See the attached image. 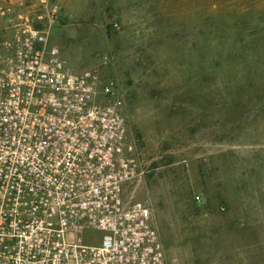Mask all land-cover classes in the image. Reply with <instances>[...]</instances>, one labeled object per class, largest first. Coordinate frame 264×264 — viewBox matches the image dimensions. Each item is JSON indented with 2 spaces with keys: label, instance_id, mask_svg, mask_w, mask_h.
<instances>
[{
  "label": "rangeland",
  "instance_id": "374dc122",
  "mask_svg": "<svg viewBox=\"0 0 264 264\" xmlns=\"http://www.w3.org/2000/svg\"><path fill=\"white\" fill-rule=\"evenodd\" d=\"M57 1L69 65L107 56L167 263L264 264V0Z\"/></svg>",
  "mask_w": 264,
  "mask_h": 264
},
{
  "label": "built area",
  "instance_id": "2783aa9c",
  "mask_svg": "<svg viewBox=\"0 0 264 264\" xmlns=\"http://www.w3.org/2000/svg\"><path fill=\"white\" fill-rule=\"evenodd\" d=\"M57 0H0V264H168L114 78L49 42ZM197 198V197H196Z\"/></svg>",
  "mask_w": 264,
  "mask_h": 264
}]
</instances>
